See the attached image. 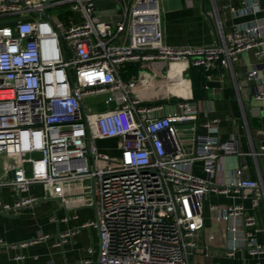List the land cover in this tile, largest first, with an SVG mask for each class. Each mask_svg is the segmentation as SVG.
<instances>
[{
  "label": "built area",
  "instance_id": "2783aa9c",
  "mask_svg": "<svg viewBox=\"0 0 264 264\" xmlns=\"http://www.w3.org/2000/svg\"><path fill=\"white\" fill-rule=\"evenodd\" d=\"M97 1L0 0V20L30 15L0 24V154L14 159L5 173L0 171V189L12 187L18 193L12 204L0 199V211L18 213L39 204L42 198L30 194L35 183L60 189L96 179L97 217L83 227L98 229V258L72 264H198L191 254L205 226L207 192L234 190L244 198L254 193L257 205L262 185L244 177L241 166L228 183L215 182L221 156L242 154L236 140L215 142L197 134L189 151L179 126L198 119L197 104L183 99L170 111L163 104H148L137 92L138 81L124 80L120 66L185 61L201 67L210 81L219 62L232 68L240 52L251 50L257 62L247 79H260L264 20L229 31L219 22L217 44L174 48L163 41L159 0H113L117 11L112 15H121L117 22L97 19ZM63 5L74 14L64 21L48 12ZM226 7L237 13L255 11L254 6ZM123 34L129 38L126 44L117 42ZM98 95L103 96L104 111L86 104L88 97ZM255 98L264 101V89ZM111 138L119 140L114 157L98 146L99 140ZM197 161L203 162L205 176L195 173ZM217 218L256 225L242 204L228 206ZM74 233L64 232L56 245ZM245 245L251 255L264 252L253 232H247Z\"/></svg>",
  "mask_w": 264,
  "mask_h": 264
},
{
  "label": "crops",
  "instance_id": "0c3cea01",
  "mask_svg": "<svg viewBox=\"0 0 264 264\" xmlns=\"http://www.w3.org/2000/svg\"><path fill=\"white\" fill-rule=\"evenodd\" d=\"M255 7V11L237 13L226 7ZM162 16L163 41L174 48L202 47L219 42L217 24L226 31L234 27H248L254 20H264V0H159ZM129 42L123 34L117 41ZM257 62L254 52L239 53L233 67L219 62L207 81L201 67L185 61H129L120 66L124 80L136 79L137 92L148 104L166 105L173 110L178 101L190 99L197 104V120L180 124L181 141L191 151L197 134L209 135L215 142L235 141L241 155L223 154L218 161L215 182L228 183L233 170L243 167L244 177L262 185L261 198L254 205V193L243 197L234 190L225 194L210 189L203 200L205 226L198 237V246L192 251L191 260L198 264H258L264 263V252L251 255L246 248V234L253 232L264 246V101L255 93L264 89V75L260 79H247V72ZM208 84L209 88H205ZM86 104L93 107V101ZM106 109V107H105ZM104 109V110H105ZM102 110V111H104ZM206 127L207 122H213ZM118 138L104 139L100 143L116 146ZM100 148V146H99ZM101 151H104L100 148ZM255 152L256 154H253ZM14 159L0 154V171L5 173ZM194 171L205 176L202 161H197ZM93 179L77 180L54 189L35 183L30 194L42 201L18 213L0 211V264H72L84 259L98 258L99 232L94 227H83L85 222L96 219L97 210ZM18 198L12 187L0 189V199L14 203ZM242 204L247 214L255 216L256 225L245 226L241 218L218 219L228 206ZM77 215V217H75ZM57 219L53 220L51 217ZM68 217V220H63ZM75 233L56 245L64 232ZM34 241L21 247L25 241ZM18 246H12V245ZM236 248L233 255L229 252ZM23 254V259L16 256Z\"/></svg>",
  "mask_w": 264,
  "mask_h": 264
},
{
  "label": "rangeland",
  "instance_id": "374dc122",
  "mask_svg": "<svg viewBox=\"0 0 264 264\" xmlns=\"http://www.w3.org/2000/svg\"><path fill=\"white\" fill-rule=\"evenodd\" d=\"M69 9V6H55V7H50L48 8V12L50 14H54V15H58L60 17L61 20L64 21V19L70 18L71 16H73V12H67V10ZM91 101H93L94 105H93V109L98 110V111H102L105 109V104L103 103V96L102 95H98V96H91V98L89 99ZM100 148H102L106 154H109L110 156L114 157L118 154V150L112 146L111 143L105 142V143H100L99 144Z\"/></svg>",
  "mask_w": 264,
  "mask_h": 264
},
{
  "label": "water",
  "instance_id": "95a60500",
  "mask_svg": "<svg viewBox=\"0 0 264 264\" xmlns=\"http://www.w3.org/2000/svg\"><path fill=\"white\" fill-rule=\"evenodd\" d=\"M97 19L98 20H111L113 22H117L119 19H121V15L118 14H113L117 11V4L113 0H99L97 1ZM30 18V15H24L16 18H7L0 20V24H5V23H12L17 20L21 19H28ZM96 179H93V182L95 183ZM94 195V200H95V206H96V197ZM97 210V207H96Z\"/></svg>",
  "mask_w": 264,
  "mask_h": 264
}]
</instances>
